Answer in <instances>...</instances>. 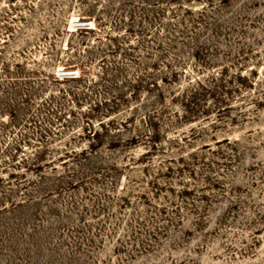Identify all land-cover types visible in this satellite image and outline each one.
<instances>
[{"label": "rangeland", "instance_id": "1", "mask_svg": "<svg viewBox=\"0 0 264 264\" xmlns=\"http://www.w3.org/2000/svg\"><path fill=\"white\" fill-rule=\"evenodd\" d=\"M0 264H264V0H0Z\"/></svg>", "mask_w": 264, "mask_h": 264}, {"label": "bare ground", "instance_id": "2", "mask_svg": "<svg viewBox=\"0 0 264 264\" xmlns=\"http://www.w3.org/2000/svg\"><path fill=\"white\" fill-rule=\"evenodd\" d=\"M83 23H88V24H91L92 22H89V21H85V22H83Z\"/></svg>", "mask_w": 264, "mask_h": 264}]
</instances>
